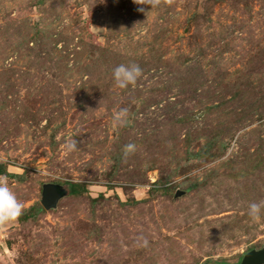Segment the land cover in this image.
<instances>
[{
    "label": "rangeland",
    "instance_id": "obj_1",
    "mask_svg": "<svg viewBox=\"0 0 264 264\" xmlns=\"http://www.w3.org/2000/svg\"><path fill=\"white\" fill-rule=\"evenodd\" d=\"M0 165L23 206L0 264H241L264 247V208L247 214L264 202V0H0Z\"/></svg>",
    "mask_w": 264,
    "mask_h": 264
},
{
    "label": "clouds",
    "instance_id": "obj_2",
    "mask_svg": "<svg viewBox=\"0 0 264 264\" xmlns=\"http://www.w3.org/2000/svg\"><path fill=\"white\" fill-rule=\"evenodd\" d=\"M136 4H147L150 7H155L157 0H133ZM145 11L144 8L138 9ZM142 68L135 63L120 64L113 70V79L116 86L120 89H126L129 85H135L142 75ZM75 144L69 145V148H74ZM22 204L17 200L16 195L10 189L7 182L0 181V222L8 221L19 217L22 213ZM264 208V202L251 203L248 207V215L256 219Z\"/></svg>",
    "mask_w": 264,
    "mask_h": 264
},
{
    "label": "water",
    "instance_id": "obj_3",
    "mask_svg": "<svg viewBox=\"0 0 264 264\" xmlns=\"http://www.w3.org/2000/svg\"><path fill=\"white\" fill-rule=\"evenodd\" d=\"M64 196L58 184H48L43 191V205L46 209L56 208ZM241 264H264V247L260 250H252L247 253Z\"/></svg>",
    "mask_w": 264,
    "mask_h": 264
},
{
    "label": "trees",
    "instance_id": "obj_4",
    "mask_svg": "<svg viewBox=\"0 0 264 264\" xmlns=\"http://www.w3.org/2000/svg\"><path fill=\"white\" fill-rule=\"evenodd\" d=\"M6 173H7L6 168L4 166L0 165V175H4ZM157 186H158L157 184H154V187L151 189V191L157 190V188H159ZM82 187H83L82 185H75L74 188H73V192L74 193H80ZM160 189H162V190H164L166 192H169V193L172 191V189L170 187H163V188H160ZM42 210H43L42 207H33V209H32L33 212L31 214H28V215L37 214V213H39ZM20 220H24V218L20 217ZM222 264H226V263H222Z\"/></svg>",
    "mask_w": 264,
    "mask_h": 264
}]
</instances>
